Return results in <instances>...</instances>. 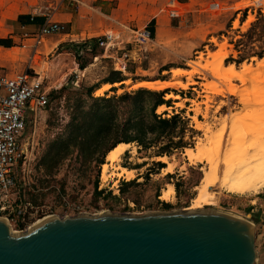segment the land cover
Instances as JSON below:
<instances>
[{"label": "rangeland", "instance_id": "rangeland-1", "mask_svg": "<svg viewBox=\"0 0 264 264\" xmlns=\"http://www.w3.org/2000/svg\"><path fill=\"white\" fill-rule=\"evenodd\" d=\"M63 1L68 0H0V68L13 74L31 65L45 76L50 90V104L40 108L27 124L22 140L24 157L16 168L17 184L3 196L0 207L7 208H0V217L21 232L49 215L103 211L143 213L191 207L205 166L193 164L185 156L186 148H194L203 137V131L196 128L195 118L218 127L226 115L238 111L253 113V107L264 101L261 98L264 94L260 92L261 97H255L257 87L264 93V73L255 77L256 81L248 77L242 81L228 75L229 70L224 68L234 65L241 71L246 65L256 66L264 57V0H111L105 4L107 9L103 8L107 15L98 20L95 29L71 31L65 24L66 29L61 34L48 37L55 43L47 45L45 40L39 54L34 56L32 41L25 40L20 22L27 20L29 12L52 15ZM172 11L179 15L171 16ZM153 20L152 44L141 49L135 42L130 43L132 31L151 28ZM67 32L74 34L62 35ZM108 32L118 36L116 45L107 49L99 45L97 54L86 49L81 56L77 55L74 44ZM6 39L11 40V46L1 42ZM126 52L129 57H124ZM213 53L218 57L213 58ZM223 54H227L222 62L224 67L217 69ZM79 62L86 67L81 69ZM113 71L121 72L127 80L97 94V89L111 83L107 80ZM155 80L180 82L178 86L163 89H168L164 97L171 100V105L162 112H158L157 107L156 113L163 117L179 114L186 125L183 128L179 122L175 132L162 137L158 145L149 149L131 142L137 154L126 152L120 165L133 169L135 178L126 180L114 174L103 180L102 165L107 162L108 153L104 163L99 164L95 160L84 162L77 150L47 170L43 157L54 140L68 135V124L80 100L88 107L94 98L132 92L138 89L136 84ZM233 86L247 97L252 109L243 107L241 96L229 92ZM89 89L91 95L87 92ZM248 96L254 98L253 102ZM146 97V93L141 96L144 112L150 107ZM138 107L132 103L122 104L120 120L135 110L136 114L140 113L141 107ZM169 139H183L187 146L164 154L176 163L173 172L166 173L163 169L167 164L158 160L157 157L163 155H158L157 149ZM158 162L165 166L161 167ZM125 181L130 183L124 185L122 192ZM169 183L175 185V193L164 200L161 196ZM214 189L216 200L201 209L227 211L251 220L256 228L254 264H264V189L249 195Z\"/></svg>", "mask_w": 264, "mask_h": 264}, {"label": "water", "instance_id": "water-1", "mask_svg": "<svg viewBox=\"0 0 264 264\" xmlns=\"http://www.w3.org/2000/svg\"><path fill=\"white\" fill-rule=\"evenodd\" d=\"M256 256L255 224L216 209L55 215L21 232L0 217V264H254Z\"/></svg>", "mask_w": 264, "mask_h": 264}, {"label": "bare ground", "instance_id": "bare-ground-1", "mask_svg": "<svg viewBox=\"0 0 264 264\" xmlns=\"http://www.w3.org/2000/svg\"><path fill=\"white\" fill-rule=\"evenodd\" d=\"M212 56L213 58L218 57L215 53H213ZM226 56L227 54H223L219 57L220 60L219 65L217 63V69H219V67H224L222 62ZM215 61L217 60L215 59ZM224 68L229 70L228 75L241 78L242 81H245L247 79L246 77L255 79V77L264 73V57L258 61L256 66L246 65L241 71H237L234 65ZM189 74L192 73L190 72ZM115 85L118 84L112 85L110 83H105L102 87L97 89V94H103ZM178 85H180V82L174 83L156 80L143 81L136 84L135 87L163 90ZM254 85H256V88L257 84ZM234 87L236 86L230 88L229 92L241 96L240 100L244 104L243 107L249 108L251 106L250 101L247 100V97L245 98L243 93L240 94L241 92L239 89ZM256 89L257 92H255V97L258 99L264 93L260 90L258 91L260 87ZM256 94L260 96L258 97ZM261 98H264V95ZM248 99H250V97ZM253 99L251 102H253ZM259 102L258 104L257 102L253 103V106L257 104L253 107V109L255 108V111L252 110L254 111L253 113L249 114L247 112V114L243 110L246 114L238 111L239 113L226 115L220 121L218 127L201 122L195 118L197 121L196 128L203 131V137L200 138L194 148H186L185 156L191 163H203L205 166L202 168L203 177L201 182L195 187L197 196L193 200V205L184 210H199L205 205H211L216 200L217 192L214 191V188L239 195L257 194L264 189V101H262V104ZM257 107L260 108L258 109ZM167 108L168 106L165 104L160 105L158 107V112H162ZM250 109L252 108L250 107ZM128 151L134 156L137 154L136 146L126 142L118 143L108 152L107 162L102 165L103 180H107L114 174L124 176L126 180L135 178V171L133 169L120 165L122 156ZM157 158L159 161L167 164L163 169L164 172H173L176 167L175 162L171 161L166 155ZM174 193L175 185L169 183L167 188L163 190L161 198L169 200ZM50 216L53 215L39 219L31 227Z\"/></svg>", "mask_w": 264, "mask_h": 264}, {"label": "trees", "instance_id": "trees-1", "mask_svg": "<svg viewBox=\"0 0 264 264\" xmlns=\"http://www.w3.org/2000/svg\"><path fill=\"white\" fill-rule=\"evenodd\" d=\"M154 20L151 29L154 33ZM7 46H11V40H1ZM77 55L86 49H90L93 54H97L99 46V37L90 38L77 42L73 45ZM79 67L84 69L85 63L79 62ZM125 79L119 71H113L112 76L107 81L117 83ZM166 79V78H163ZM115 90V89H114ZM88 94L91 95V89ZM165 92L151 90L140 87L132 92H124L120 95L103 96L94 98V102L88 107L84 106L82 100L79 101L74 109V114L68 124L69 132L65 138L54 140L43 157V162L49 171L56 167L67 158L71 152L77 150L84 162L95 160L99 164L104 163V156L120 142H138L144 148L149 149L158 145L162 137L171 135L175 132L178 123L181 122L185 128L184 121L179 114H173L171 117H163L156 113V108L160 105H171V100L165 99ZM147 94L146 99L150 101L149 109L144 112V101L142 94ZM141 102V103H140ZM124 103H132L135 108L141 105V112L136 114V110L127 118L120 120V108ZM138 107V108H140ZM187 146L183 139L168 142L158 146V155L170 154L174 148ZM161 167L165 164L158 162ZM130 182L125 181L122 184L121 191L124 192V185ZM167 208L169 203H165Z\"/></svg>", "mask_w": 264, "mask_h": 264}, {"label": "built area", "instance_id": "built-area-1", "mask_svg": "<svg viewBox=\"0 0 264 264\" xmlns=\"http://www.w3.org/2000/svg\"><path fill=\"white\" fill-rule=\"evenodd\" d=\"M68 1L72 5L80 3V0ZM177 15L178 12H171V16ZM44 16L45 20L36 33H25V39L32 41L30 45L34 56L39 54V47L47 36L60 34L66 29L65 23L52 19V15ZM34 19L35 15H32L31 20ZM132 32L133 40L130 43L135 42L141 49H147L152 44L151 28L144 27ZM117 39L116 34L108 32L99 37V45L107 49L116 45ZM49 104L50 90L45 83V76L33 66L13 74L0 68V204L3 196L17 184L16 168L24 157L22 140L27 124L32 115ZM0 208L5 210L7 207L3 205Z\"/></svg>", "mask_w": 264, "mask_h": 264}, {"label": "crops", "instance_id": "crops-1", "mask_svg": "<svg viewBox=\"0 0 264 264\" xmlns=\"http://www.w3.org/2000/svg\"><path fill=\"white\" fill-rule=\"evenodd\" d=\"M109 1L111 0H80V3L77 5H72L70 1L67 2L63 1L61 2L58 11L52 14V19L68 24L71 31L80 30V29H95L98 26L97 25L98 20L102 16L107 15L106 11L103 10V8L106 6L105 4L108 3ZM28 14L29 16L27 17V20L20 22V28L23 32L22 35L24 37H25V33L28 34L36 33L39 30L43 21L45 20L44 14H35L30 12ZM32 15H35L34 20H31ZM73 34L74 33L72 32L71 33L67 32L66 34H62V35L73 36ZM49 36L45 38V40H47V45H49V43L54 44L55 41H50ZM25 40L31 41V39L29 40L25 39ZM45 40L41 44V46L45 43ZM11 49H14V47ZM128 55H129L128 52H126L124 57H129ZM125 80L127 79H123L122 81H117V83H122ZM163 80H167V79H163ZM110 84L114 85V83H110Z\"/></svg>", "mask_w": 264, "mask_h": 264}]
</instances>
